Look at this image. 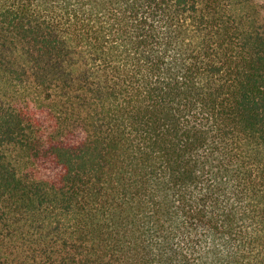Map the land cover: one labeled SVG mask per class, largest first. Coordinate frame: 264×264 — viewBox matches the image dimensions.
I'll return each mask as SVG.
<instances>
[{
  "label": "trees",
  "instance_id": "obj_1",
  "mask_svg": "<svg viewBox=\"0 0 264 264\" xmlns=\"http://www.w3.org/2000/svg\"><path fill=\"white\" fill-rule=\"evenodd\" d=\"M0 264H264V0H0Z\"/></svg>",
  "mask_w": 264,
  "mask_h": 264
}]
</instances>
